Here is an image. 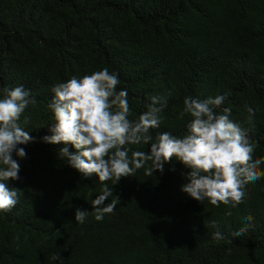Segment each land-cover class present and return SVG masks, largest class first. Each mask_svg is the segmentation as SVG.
<instances>
[{"label":"trees","instance_id":"1","mask_svg":"<svg viewBox=\"0 0 264 264\" xmlns=\"http://www.w3.org/2000/svg\"><path fill=\"white\" fill-rule=\"evenodd\" d=\"M104 68L127 90L130 120L151 97L166 101L153 138L186 134V97L226 95L217 111L230 107L257 145L254 158H264V0H0V89L22 86L37 101L19 121L35 142L18 146L26 157L7 182L21 192L0 212V264H264V177L246 185L243 203L216 207L181 191L190 169L173 160L148 176V162L105 182V204L116 207L95 219L98 178H83L59 157L65 145L42 138L55 123L53 86ZM247 107L257 109L251 123ZM127 147L129 157L150 148ZM77 209L89 212L84 223ZM248 216L252 228L232 237ZM216 231L226 238L213 240Z\"/></svg>","mask_w":264,"mask_h":264},{"label":"clouds","instance_id":"2","mask_svg":"<svg viewBox=\"0 0 264 264\" xmlns=\"http://www.w3.org/2000/svg\"><path fill=\"white\" fill-rule=\"evenodd\" d=\"M119 83L118 74L104 68L54 85L48 107L55 123L49 127L50 135L42 138L47 144L65 145L59 150V157L83 178L93 175L98 178L101 194L91 202L97 221L113 212L117 203L113 200L105 204L113 195L105 182L112 180L117 184L122 177L134 176L148 162H151L145 171L148 176L162 173L165 165L173 160L190 169L186 176L188 182L182 185L181 191L198 202L207 200L216 207L243 203L246 185L264 177V171L260 170L264 158H254L256 143L230 118V107L217 111L225 103L226 95L204 100L186 97L179 117L190 118L186 134L178 137L165 131L153 138L150 130L161 126L166 101L151 97L146 110L136 120H130L128 93L117 90ZM0 93V212H8L17 204L21 192L7 184L9 180L19 179L18 160L26 157L24 148L18 146L35 142L19 121L26 108L37 101L22 86L5 87ZM246 111L251 123L257 109L247 107ZM27 123L25 119L24 124ZM67 145L75 152H69ZM133 145L150 148L147 152L133 151L129 157L127 146ZM88 214L77 209L75 222L84 223ZM252 219L245 217L247 223L231 236L243 237L252 228ZM211 226L216 227V222ZM212 238L220 241L226 237L216 231ZM52 259L59 260L61 256L58 253Z\"/></svg>","mask_w":264,"mask_h":264}]
</instances>
